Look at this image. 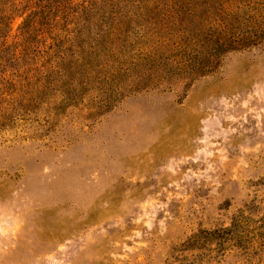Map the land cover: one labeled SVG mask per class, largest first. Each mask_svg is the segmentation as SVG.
<instances>
[{
    "label": "rangeland",
    "instance_id": "374dc122",
    "mask_svg": "<svg viewBox=\"0 0 264 264\" xmlns=\"http://www.w3.org/2000/svg\"><path fill=\"white\" fill-rule=\"evenodd\" d=\"M0 264H264V0H0Z\"/></svg>",
    "mask_w": 264,
    "mask_h": 264
},
{
    "label": "trees",
    "instance_id": "16d2710c",
    "mask_svg": "<svg viewBox=\"0 0 264 264\" xmlns=\"http://www.w3.org/2000/svg\"><path fill=\"white\" fill-rule=\"evenodd\" d=\"M29 3V2H28ZM29 6H30V4H29ZM30 8H32V6H30Z\"/></svg>",
    "mask_w": 264,
    "mask_h": 264
}]
</instances>
